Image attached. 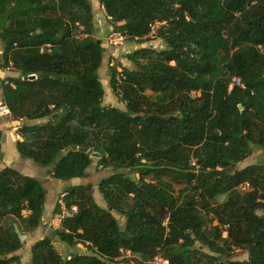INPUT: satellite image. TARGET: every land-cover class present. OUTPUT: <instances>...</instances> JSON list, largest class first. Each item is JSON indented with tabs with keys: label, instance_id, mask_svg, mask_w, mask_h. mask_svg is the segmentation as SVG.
Listing matches in <instances>:
<instances>
[{
	"label": "trees",
	"instance_id": "obj_1",
	"mask_svg": "<svg viewBox=\"0 0 264 264\" xmlns=\"http://www.w3.org/2000/svg\"><path fill=\"white\" fill-rule=\"evenodd\" d=\"M98 1L112 32L166 44L127 54L133 69H110L123 110L103 106L106 48L90 0H0V70L18 74L0 78V106L22 123L20 157L59 181L86 179L94 154L114 170L98 186L106 208L91 186L64 191V207L78 211L31 246V263L264 264V165L238 167L264 151V0ZM47 194L0 169V264H21Z\"/></svg>",
	"mask_w": 264,
	"mask_h": 264
},
{
	"label": "rangeland",
	"instance_id": "obj_2",
	"mask_svg": "<svg viewBox=\"0 0 264 264\" xmlns=\"http://www.w3.org/2000/svg\"><path fill=\"white\" fill-rule=\"evenodd\" d=\"M94 9L95 15V34L98 38L103 40V46L106 48V53L103 61V65L100 70V78L105 89V97L103 99V106L106 107H117L120 109H125V105L119 101L116 93L110 87V69L112 66L117 67L118 71L121 72L123 67L133 69L134 66L130 63L126 56L137 50L140 47H146L149 44H154L157 49H164L166 44L164 41L155 40L150 37V42L145 43L143 45H138L135 42L127 41L125 38L121 39L119 37L120 34L114 33L110 31L111 25L108 22V19L105 15L102 6L100 5L98 0H90ZM100 5V6H99ZM98 8V9H97ZM97 9V10H96ZM96 10V11H95ZM103 24V25H102ZM156 32V29H155ZM152 39V40H151ZM2 51V46L0 44V54ZM13 77H18L17 72L6 69L0 70V78L1 79H9ZM2 103V93L0 91V105ZM43 123L46 120L35 121V123ZM22 125L21 122L13 121L11 115L7 117L0 116V129L6 135V141L3 143V148L6 153V158L4 155L3 161L0 163V169H4L5 167H12L16 170H21L22 168L27 169V165L25 162H28L31 168H29V173L34 176L38 180H42L44 183L45 189L49 192L47 201H46V210L47 212L50 210L52 214L56 208L57 203L62 201V193L72 186H80V185H88L93 188V193L96 202L106 208V203L103 200L102 195L98 192V186L101 181L114 173L113 169H100L98 167V158L93 157V164L88 172V177L86 179L81 180H71V181H59L49 177L48 170L45 167H42L32 160L22 159L16 149V142L19 140L17 135V129ZM21 160H20V159ZM15 163L17 165L15 166ZM264 165V151L261 149L255 150L254 154L250 156L245 161L241 162L238 167L239 169H243L252 165ZM36 167L37 170L34 168ZM49 178L52 179V184L50 183ZM61 186H64L61 188ZM178 188V187H176ZM248 187L245 185L243 190H246ZM63 204V201L62 203ZM53 215V214H52ZM116 218L119 220L120 224L123 226L125 223L124 218L115 213ZM48 229L45 231L47 236H54L53 232L55 231L49 225ZM24 240L23 248L18 251L15 255L20 257L21 264H32L31 263V246L37 242L39 239L38 233H33L31 235L22 236ZM54 245L57 251L64 257H66L71 250L67 245H63L58 241V238H54ZM82 251L89 253L85 248L81 249ZM233 259L235 261H244L248 259V253L244 251H236L233 254ZM116 264H127L123 258L118 259Z\"/></svg>",
	"mask_w": 264,
	"mask_h": 264
},
{
	"label": "built area",
	"instance_id": "obj_3",
	"mask_svg": "<svg viewBox=\"0 0 264 264\" xmlns=\"http://www.w3.org/2000/svg\"><path fill=\"white\" fill-rule=\"evenodd\" d=\"M153 34H154V31L152 32V35ZM119 37L121 39H123V37L121 35H119ZM234 81H236L238 83V85H240V81L239 80L235 79ZM242 87L244 88V86H242ZM192 94H193V96L198 95V93H196V92H193ZM9 115H10V112H9L8 108L5 107V106H0V116L1 117H7ZM18 139L20 140V137L19 136H18ZM60 203H62V201H60ZM77 211H78V208L76 206H74L70 210H68L63 205L62 211L59 212V213H56V214H54L52 216V218L50 219V222H49V226L52 227L54 230H60V229H62L63 222L67 218L73 217V215L75 213H77ZM126 257L130 258V254L129 253H126ZM150 264H169V261L167 259H164L163 257H161L159 255V256H156L154 258V260Z\"/></svg>",
	"mask_w": 264,
	"mask_h": 264
},
{
	"label": "crops",
	"instance_id": "obj_4",
	"mask_svg": "<svg viewBox=\"0 0 264 264\" xmlns=\"http://www.w3.org/2000/svg\"><path fill=\"white\" fill-rule=\"evenodd\" d=\"M102 9H103V7H102ZM93 11H94V9H93ZM103 25V24H102ZM110 31H112V27H111V29H110ZM16 147V146H15ZM2 151H3V153H4V155H5V158H6V153H5V150H4V148H2ZM20 159V158H19ZM21 160V159H20ZM25 164L28 166L27 167V169H25V168H22L21 170H17L18 172H20V173H22V174H24V175H26V176H29V177H32V178H35L34 176H32L30 173H29V168H31L30 167V165H32V164H30V163H28V162H25ZM17 165V163H15V166ZM6 168V167H5ZM12 168V167H11ZM36 170H37V168L36 167H34ZM14 169V168H13ZM16 170V169H15ZM49 180H50V183L52 184V179L51 178H49ZM75 180H81V179H75ZM40 181H41V183H42V186H43V188L45 189V187H44V183H43V181L40 179ZM64 186H61V188H63ZM48 192V191H47ZM48 194H49V192H48ZM48 194H47V197H48ZM63 195H64V193H62V195H61V197H63ZM51 210V209H50ZM50 210L47 212V210H46V206H45V211H44V217H43V225L35 232V233H38V236H39V239L37 240V241H39V240H42L43 238H45L46 236H47V233L45 232L47 229H48V225H49V222H50V219L52 218V216L54 215V212L51 214L50 213Z\"/></svg>",
	"mask_w": 264,
	"mask_h": 264
},
{
	"label": "water",
	"instance_id": "obj_5",
	"mask_svg": "<svg viewBox=\"0 0 264 264\" xmlns=\"http://www.w3.org/2000/svg\"><path fill=\"white\" fill-rule=\"evenodd\" d=\"M35 77H31L30 79H34ZM137 119H140V118H137ZM6 141V135L4 134L2 136V143H4ZM93 157H97L99 158L100 156L98 154H94ZM131 179L133 180V182H137V178H136V175L135 174H132L131 175Z\"/></svg>",
	"mask_w": 264,
	"mask_h": 264
},
{
	"label": "bare ground",
	"instance_id": "obj_6",
	"mask_svg": "<svg viewBox=\"0 0 264 264\" xmlns=\"http://www.w3.org/2000/svg\"><path fill=\"white\" fill-rule=\"evenodd\" d=\"M99 6H100V5H99ZM97 9H98V8H97ZM97 9H96V10H97ZM96 10H95V11H96Z\"/></svg>",
	"mask_w": 264,
	"mask_h": 264
}]
</instances>
